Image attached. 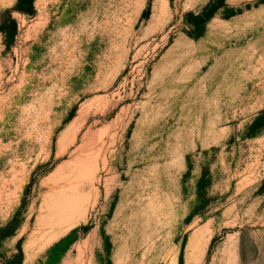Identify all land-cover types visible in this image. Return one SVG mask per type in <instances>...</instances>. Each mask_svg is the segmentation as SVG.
<instances>
[{
  "label": "rangeland",
  "instance_id": "374dc122",
  "mask_svg": "<svg viewBox=\"0 0 264 264\" xmlns=\"http://www.w3.org/2000/svg\"><path fill=\"white\" fill-rule=\"evenodd\" d=\"M23 2L0 264H264V0Z\"/></svg>",
  "mask_w": 264,
  "mask_h": 264
},
{
  "label": "bare ground",
  "instance_id": "6f19581e",
  "mask_svg": "<svg viewBox=\"0 0 264 264\" xmlns=\"http://www.w3.org/2000/svg\"><path fill=\"white\" fill-rule=\"evenodd\" d=\"M68 203V202H67ZM60 204V203H59ZM67 205V204H66ZM70 205V204H69ZM72 205V204H71ZM62 206H63V202H62ZM66 207V206H65ZM72 207V206H71ZM68 208V207H67ZM55 209H59V208H55ZM65 209V208H64ZM63 209V210H64ZM71 209H73V207L71 208ZM69 210H70V208H69ZM55 211V210H54ZM66 211V210H65ZM68 211V210H67ZM67 211H66V213H67ZM75 211V210H74ZM51 212V211H50ZM62 213H64V211L62 212ZM69 213H71V216H72V212H71V210H70V212ZM76 213V212H75ZM53 214V213H52ZM51 215V214H50ZM62 215V214H61ZM69 215V214H68ZM51 217H52V215H51ZM54 217H55V215H54ZM54 217H52V218H54ZM57 217V216H56ZM59 217L60 216H58V219H59ZM69 217H70V215H69ZM74 218V217H73ZM55 219H57V218H55ZM57 219V220H58ZM63 219V218H62ZM67 219H69L70 220V218H67ZM72 219V218H71ZM74 220H75V218H74ZM62 221V220H61ZM77 221V220H76ZM52 222V221H51ZM54 223V222H53ZM56 223V222H55Z\"/></svg>",
  "mask_w": 264,
  "mask_h": 264
},
{
  "label": "trees",
  "instance_id": "16d2710c",
  "mask_svg": "<svg viewBox=\"0 0 264 264\" xmlns=\"http://www.w3.org/2000/svg\"><path fill=\"white\" fill-rule=\"evenodd\" d=\"M29 3H31V0H24V2H23L24 7H25L27 4H29ZM200 22H203V19H202V20L200 19Z\"/></svg>",
  "mask_w": 264,
  "mask_h": 264
}]
</instances>
